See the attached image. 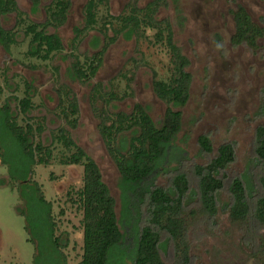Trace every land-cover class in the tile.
<instances>
[{
  "label": "trees",
  "instance_id": "trees-1",
  "mask_svg": "<svg viewBox=\"0 0 264 264\" xmlns=\"http://www.w3.org/2000/svg\"><path fill=\"white\" fill-rule=\"evenodd\" d=\"M141 1L131 0L125 12L113 15L107 0H86L83 25L74 28L71 41L70 73L80 82L96 76L107 48L120 34L139 39L150 29L154 31L152 42L164 44L169 53L167 77H158L152 70L153 92L166 105L159 125L142 103H134L129 112L110 108L113 102L133 94L131 77L126 73L121 74L127 78L122 92L115 87L104 89L102 83L92 89L90 100L99 120L98 131L120 173L119 210L98 163L72 137L71 129L79 122V103L67 85L56 89L58 114L67 126L52 132L50 144L38 138L42 124L33 125L31 117L23 124L18 121L19 113L26 115L34 107L35 92L29 81L24 83V96L14 97L19 113L14 114L7 101L0 104V158L8 167L9 179L23 204L18 212L24 215L28 240L35 246L33 264H67L69 233H57L53 203L34 178L36 166L48 165L54 158L57 143L62 164L83 167L82 184L71 197L83 210V246L77 264H204L192 252V238L220 235L223 215L230 226L224 233H237V250L247 259L264 264V237L258 230L264 228V125L255 128V142L242 174H229L236 160L234 144L222 142L214 150L207 134L199 135L197 142L201 151L211 157L205 163L192 165L188 149L177 142L183 124L179 108L187 104L193 81L190 59L176 43L172 23L157 16L167 0H149L143 6ZM228 1L234 5L229 8L234 24L230 43L256 51L264 37V26L254 22L238 0ZM31 2L33 9L41 4V0ZM103 4L106 14L100 23ZM70 7L71 0H51L44 7V20L35 21L19 8L16 0H0V44L11 52L21 30L30 38L27 56L42 61L51 59L64 46L59 35L48 29L63 25ZM12 13L15 26L5 28L1 18ZM109 26L113 27L112 36L108 34ZM97 28L105 39L103 46L81 59L76 52L80 42L86 33ZM215 38L222 46L223 38L218 33ZM261 93L260 114L264 112V86ZM2 94L0 85V99ZM190 164L192 177L185 170ZM224 188L229 202L220 205L218 195ZM229 262L226 259L218 264Z\"/></svg>",
  "mask_w": 264,
  "mask_h": 264
},
{
  "label": "rangeland",
  "instance_id": "rangeland-1",
  "mask_svg": "<svg viewBox=\"0 0 264 264\" xmlns=\"http://www.w3.org/2000/svg\"><path fill=\"white\" fill-rule=\"evenodd\" d=\"M18 6L30 19L43 21L44 7L51 0H41L33 9L31 0H16ZM109 11L118 15L126 11L131 0H107ZM149 0H142L143 6ZM86 0H71L65 23L58 28L50 27L62 40L64 49L51 59L42 61L26 54L29 37L20 30L17 43L11 52L0 44V85L3 94L0 104L8 102L14 114L17 111L15 96H24L25 81L34 87V107L26 115L19 113V123H26L27 117L33 125H43L39 139L44 144L52 141V132L60 126H67L57 110L58 95L56 89L67 85L75 94L79 103V122L71 129L73 139L99 165L102 176L111 194L115 197L117 209L120 208V173L108 154L98 131V118L92 106L90 96L96 83H102L104 89L115 87L122 92L127 78H130L133 94L122 101L111 104L112 110L131 111L134 103H142L157 125L160 124L165 103L152 89V70L158 77L166 78L169 69V53L164 44H154V31L148 29L145 36L136 39L120 34L106 50L102 64L94 78L80 82L71 76V41L74 28L83 25ZM252 20L264 26V0H238ZM106 5L100 6L99 22H103ZM234 5L228 0H167L158 11V18H167L173 26L174 39L182 51L189 57V70L193 75L190 98L187 104L179 108L182 111V130L178 135V144L186 147L190 162L205 163L211 157L201 151L198 136L207 134L214 150L222 142H231L236 149V160L229 168L230 176L242 174L255 140V128L264 125L262 107V87L264 86V37L260 48L252 52L244 46H233L230 37L234 24L229 8ZM15 14L1 18L5 28L15 26ZM116 27V23L113 24ZM99 28L86 33L80 42L77 53L83 59L91 55L104 44ZM222 38L219 46L215 34ZM113 35V27L108 28ZM222 47V48H220ZM136 59V63H135ZM136 64V68L133 67ZM32 93V92H31ZM262 97V98H261ZM178 108V107H176ZM130 137V135H127ZM37 138V139H38ZM56 144L54 158L48 165H37L34 178L42 185L46 198L53 203V214L58 223L57 233L68 232L69 246L67 264H77L82 255L83 246V210L71 201L75 190L82 184L83 167L65 165L59 161ZM190 177L191 164L185 168ZM0 264H33L35 246L28 240L25 229V217L18 212L22 206L17 188L9 179L8 167L0 158ZM227 182L225 183V188ZM224 190L218 195L220 205L229 202V194ZM221 233L217 237H193L192 252L201 257L204 264H218L230 259V264H261L259 260L245 257L237 250V233L225 234L230 229L226 217H221ZM264 237V228H258Z\"/></svg>",
  "mask_w": 264,
  "mask_h": 264
}]
</instances>
